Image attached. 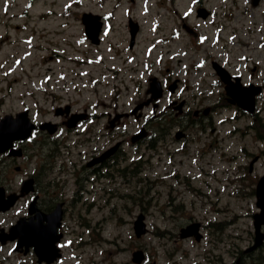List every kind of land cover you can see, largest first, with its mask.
Masks as SVG:
<instances>
[{"label":"rangeland","instance_id":"374dc122","mask_svg":"<svg viewBox=\"0 0 264 264\" xmlns=\"http://www.w3.org/2000/svg\"><path fill=\"white\" fill-rule=\"evenodd\" d=\"M28 1L0 0V119L29 108L30 114L43 122L54 119L55 107L67 103L74 104L76 110L95 105L96 100L110 104L114 85L121 94V107L128 109L130 101L148 97L143 95L149 87V74L163 79L165 67L174 71L166 77L182 73L189 88L198 81L212 80L214 61L232 64L231 72L238 71L244 83L264 84V0H202L201 5L211 12L206 20L197 15L198 0H106L99 5L96 0H81L68 10L67 19L41 15L55 3L51 4L52 0H40L46 6L34 0L31 8ZM69 1L57 0L55 9L65 11ZM112 10L116 13L107 20L102 43L93 46L85 38L81 14L109 16ZM25 11L28 17L21 15ZM130 18L140 25L132 47ZM148 21H152L151 26ZM184 23L193 26L198 35L188 34ZM252 26L258 32L250 36L247 29ZM174 28L180 35L171 44L168 38ZM177 53L181 54V64L177 58L171 60ZM83 59L95 64L88 65ZM196 64L194 69L200 72L193 69ZM76 68L83 75H76ZM186 70L189 75L184 74ZM90 74L98 85L91 83ZM219 91L213 93L211 85L198 108L203 111L219 103ZM168 104L164 99L155 112L150 107L145 113L153 117L164 112L172 117L174 110L165 109ZM259 106L264 114V97ZM233 115V110L215 115L216 122L227 119L215 134L212 121L195 126L177 120L175 124L188 130L207 129L208 136L200 144L189 140L184 148L182 143L157 144L143 174L147 179L143 177L141 182L131 177L124 183L117 175L111 181L85 185L83 196L67 214L69 230L62 245L63 258L56 264H131L133 252L140 249L146 254L145 264H247L242 253L255 240L252 216L258 208L252 192L264 174V144H254L251 137H245L248 120L228 118ZM78 139L76 134L72 136L73 141ZM182 148L183 154L192 157L191 163L178 151ZM81 152L82 148H73V153H66L70 160H76L81 159ZM257 155L252 172L242 181L245 168ZM54 160L51 156L48 162ZM69 169L72 171L71 166ZM175 173L183 184H176ZM11 174L16 175L14 167ZM140 200L143 206H139ZM140 213L146 215L148 231L138 239L133 222ZM19 215L20 210L2 215L0 224L8 227ZM191 222L205 227L200 242L179 238L180 229ZM7 250L0 249V264L6 259L18 263L15 254L7 255ZM255 252L252 255L260 254ZM26 264L36 261L29 258Z\"/></svg>","mask_w":264,"mask_h":264},{"label":"flooded vegetation","instance_id":"af4514ba","mask_svg":"<svg viewBox=\"0 0 264 264\" xmlns=\"http://www.w3.org/2000/svg\"><path fill=\"white\" fill-rule=\"evenodd\" d=\"M39 144H15V147L17 149L20 150L21 152V158L23 160V162L26 163V159L29 157V153H36L38 152L37 149ZM55 146V148L59 149L61 146H63L64 144H53ZM94 147H91L89 149V151H86L85 154H83L86 165L83 166V169L86 170V174L84 176V173L82 172V179H85L87 177L91 176H96L98 178H100L101 176L104 177H109V178H115L118 174H120V157H121V148L118 147L116 149H112L114 144H93ZM109 154L108 157L99 160V158L102 155H106ZM82 156V157H83ZM6 159L2 160V164L4 166L3 168V173L1 174L2 177V181L0 182V186H3L5 188V190L7 191V194H11L13 192H19L20 188L16 189L14 187V183L12 180V175L9 173L10 169L12 166H14V170L16 171H21V167H18L19 165L14 164L17 159L15 157H9L6 156ZM98 160V162H97ZM127 170V169H126ZM29 175H25L23 177L20 178V180H18V185L21 186L22 182L28 178ZM34 180H35V192L34 194H29L28 196L20 199L19 202L23 201L24 203L25 200L28 202L27 206H26V210H24V206L21 207V212L20 215L18 217V219L20 218H24L27 219L29 218V213H28V206H29V202H31V200L33 199L34 196H36L38 198V207L39 209L46 211L48 209H50L49 203L45 202V200L48 201H53V199L55 197L58 196L57 191L54 189V187L52 186V183H45L42 179L41 176L38 175H33ZM19 187V186H18ZM63 203V209L64 211H67L68 206L66 205L65 202ZM14 223H12L8 228H6L7 231L10 230V228L13 226ZM260 250H264V240L263 243L260 246ZM262 261H264V256H261ZM260 263V262H259ZM263 264V263H260Z\"/></svg>","mask_w":264,"mask_h":264},{"label":"water","instance_id":"95a60500","mask_svg":"<svg viewBox=\"0 0 264 264\" xmlns=\"http://www.w3.org/2000/svg\"><path fill=\"white\" fill-rule=\"evenodd\" d=\"M200 14L202 16H206L205 12H200ZM90 17V15H85L84 16V21L86 24V31L89 34V36L91 38H95L98 35V24H97V20L96 19H92V18H88ZM135 31H132V34L134 35ZM23 120L21 121L22 123H20L22 126L29 128L28 124H27V117H26V113L23 114V116L21 117ZM6 121H3L2 123H0V126L2 128H4V123ZM19 121H14V123H11L10 125V132H9V140H4L0 137V144L4 145L3 147H1L0 149H4L5 147H7L8 145H10V143L17 139L18 137L21 136L22 134V129L20 127ZM31 130V127L29 128V130H27L26 134H29ZM6 144V145H5ZM0 150V151H1ZM257 197H258V202L257 205L262 209V211H264V178H262L257 186ZM264 223V214H261L259 216H256V226L257 228L260 227L261 224ZM141 227V220L138 222V226L137 228L140 229ZM198 227L199 224H195L193 226H189L188 228L183 230V236H191L193 234H197L198 232ZM197 238L199 239V236H197ZM41 261V260H40Z\"/></svg>","mask_w":264,"mask_h":264}]
</instances>
